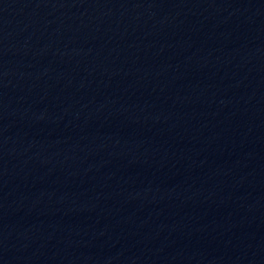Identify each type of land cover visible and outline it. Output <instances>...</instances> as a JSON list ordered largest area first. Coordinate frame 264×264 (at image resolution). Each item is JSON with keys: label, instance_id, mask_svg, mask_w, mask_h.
Segmentation results:
<instances>
[{"label": "water", "instance_id": "obj_1", "mask_svg": "<svg viewBox=\"0 0 264 264\" xmlns=\"http://www.w3.org/2000/svg\"><path fill=\"white\" fill-rule=\"evenodd\" d=\"M0 264H264V0H0Z\"/></svg>", "mask_w": 264, "mask_h": 264}]
</instances>
